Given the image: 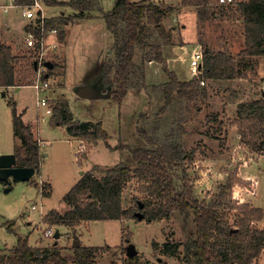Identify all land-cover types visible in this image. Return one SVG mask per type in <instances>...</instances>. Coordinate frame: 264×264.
<instances>
[{"label": "rangeland", "instance_id": "1", "mask_svg": "<svg viewBox=\"0 0 264 264\" xmlns=\"http://www.w3.org/2000/svg\"><path fill=\"white\" fill-rule=\"evenodd\" d=\"M160 1L172 4L175 8L179 6L177 4L179 0ZM6 2L9 1L0 0L2 21L6 19L4 16L10 15L13 11V9L2 11V5ZM98 2L101 8L107 11L112 7L114 0H98ZM69 7L66 10L71 12ZM59 9L61 8L56 6L55 11L59 13ZM184 9L194 12L195 15L192 12L183 15L187 12ZM184 9L180 12L173 10L163 19L164 27L172 33L171 44H184V47L172 50V56L178 58L179 55L182 56L184 70H181V77L184 75L189 78L192 75L190 58L194 51L192 47L197 43L198 48L202 50L205 48L212 52L221 50L236 56L237 68L243 73L241 77L223 78L218 81L204 80L200 83L203 88L198 96L191 99L176 96L174 103L167 107L164 113L158 112L164 104L162 95L151 88L147 90L130 88L121 104L116 103L111 97H80L76 95V88L82 82L92 83L95 90L105 89L104 93L109 90L111 85L108 83L111 76L104 75L105 57L100 66L99 60L101 55L107 54L108 50L102 51V49L106 47L108 39H112L111 34L105 32L103 18H80L69 30L70 41L66 46V52L63 51V45L67 42L59 41V33L58 38L55 35V37L47 36V43H57V49L48 50L46 55L52 64L56 63V67L50 72L51 69L45 68L46 72L50 73L49 89L40 94L49 95L48 102L52 107L58 99H66L76 120L100 121L103 130L109 136L108 142L111 147L119 142L130 147L141 146L144 142L137 134V125L148 128L159 120L161 133L171 128L177 133V126L184 127L183 133L180 131V137L186 151L192 153V157L183 162V168L188 174L194 196L199 200L211 199L219 191L220 183L231 174H235L243 183L233 186L232 198L238 203L245 202L240 192H236L238 188L244 193L243 196L253 194L256 190V194L250 197L253 207L264 208V150L254 152L241 143V135L234 122L238 119V106L254 99H264V55L246 57L239 55L244 48V37L242 21L237 13L234 14V7H226L217 16L208 15L206 18L199 17L195 6ZM44 10L49 14V9L44 8ZM66 17L74 19L75 16ZM27 30L24 27V31L21 30L22 34L20 30L19 32L11 30L7 36L18 39L19 47L15 48L17 53L15 87L0 88V154L13 152L19 145L14 141L11 106L8 105V101L15 102L18 113L25 112L24 120L34 121L39 116L37 105L39 94L32 87L37 76L33 64L35 53L25 45ZM136 51L135 59L139 62L141 49L137 48ZM242 59H246V65ZM151 70L149 71L151 78L159 80L156 82L162 83L167 80L162 66L158 75H153ZM2 93L5 95L3 96ZM50 117L45 116L44 120L38 122L39 138L45 141L40 150L39 170L32 172L25 181H17L12 177L7 181L0 179V250L11 247L18 237L28 236L30 245L44 248L57 241L59 245L64 244L66 253L71 254L73 236L79 238L80 235L81 243L100 248L97 252V264H110V262L131 264L127 256L129 245L134 246L136 250L134 253L138 258L136 264H163V262L192 264L182 261V244L187 238V228H184L182 217L177 213L168 219L150 222L145 218L137 217L86 221L75 231L62 224L50 227L49 224L41 223L43 216L49 210L62 212L67 209L63 196L83 172L91 170L95 165L112 167L128 157L126 150L111 151L103 140L91 145L86 139L70 138L65 126L51 124ZM32 125L33 136L38 140L37 126L35 128V125ZM41 140H38L39 145ZM246 176L251 178H245ZM138 185L136 178H133L122 190V206H133L134 214L140 211L134 203L135 199L139 202H153L156 199L139 191ZM32 205L35 206L34 209ZM223 213H226L229 223L232 224L236 210L225 209ZM252 227L264 228V217L253 222ZM46 229L53 231L52 236L44 234ZM57 231L58 240L53 237ZM178 242L181 244L178 245L179 248L176 245ZM174 245L177 248L175 255L168 256L167 251L170 246L175 247ZM258 262L257 264H264V251L258 257ZM254 263L256 261L252 264Z\"/></svg>", "mask_w": 264, "mask_h": 264}, {"label": "trees", "instance_id": "2", "mask_svg": "<svg viewBox=\"0 0 264 264\" xmlns=\"http://www.w3.org/2000/svg\"><path fill=\"white\" fill-rule=\"evenodd\" d=\"M17 4H33V0H15ZM48 5H68L77 9L79 17L84 11L98 10L104 18L106 29L112 33L113 42L110 56L104 61V75L111 76V99L121 104L130 88L157 90L164 104L160 113L171 106L175 97L191 99L199 95L200 79H234L243 73L238 70L236 56L218 50H203L201 72L188 80H179L170 70L163 57L162 46L171 44V30H166L163 19L179 6H195L199 17L215 16L226 7H234L242 21L244 48L241 56L264 55V0H241L234 5H217L216 0H180L175 8L172 4L152 1L114 0L112 7L104 11L98 0H46ZM220 12V13H221ZM73 17L59 16L46 18L45 26L57 28L60 37L64 36V26ZM28 29L30 27H27ZM157 33V35H156ZM154 38V39H153ZM157 38V39H156ZM141 49L140 60L136 62V50ZM161 64L167 80L157 84H146L145 67L147 61ZM243 60V59H242ZM244 64L246 61H243ZM33 63V62H32ZM246 65V64H245ZM56 63L50 68L52 71ZM50 76V73H48ZM15 56L10 46L0 42V87L16 83ZM45 77V76H44ZM11 106V123L15 144V157L18 166H31L39 170L41 152L38 140L33 136L29 123L22 121L14 101ZM238 133L241 143L252 151L264 150V99H254L237 107ZM49 122L64 125L70 136L86 139L95 145L103 140L110 149L123 152L127 156L112 167L95 165L81 174L78 181L63 196L68 209L59 212L49 210L42 219L43 223L65 225L73 231L81 221L115 220L136 217L134 207L122 206V190L133 178L138 181V190L154 196L155 201L142 202L135 199V205L144 214L147 222L168 219L177 213L182 217L187 238L183 242L182 261L192 264H252L257 262L264 249V228H254L252 223L264 217V209L253 207L246 202L232 198V188L243 183L231 174L219 185V191L209 200L194 196L188 174L183 162L191 159L192 153L186 151L177 126L161 133V123L157 120L148 128L137 125L136 130L143 140L141 146L130 147L122 142L113 147L109 145L108 134L100 121L76 120L66 99H58L53 105ZM85 140V141H86ZM225 209L236 210L235 220L229 223ZM181 246L180 242L176 243ZM175 247L169 248L167 255H175ZM99 247H72V253L65 252L57 241L45 246H32L28 236L18 237L15 244L0 250V264H97ZM137 256L128 257L129 263L136 264ZM163 262V261H162ZM110 264H120L110 262ZM166 264V262H163Z\"/></svg>", "mask_w": 264, "mask_h": 264}, {"label": "crops", "instance_id": "3", "mask_svg": "<svg viewBox=\"0 0 264 264\" xmlns=\"http://www.w3.org/2000/svg\"><path fill=\"white\" fill-rule=\"evenodd\" d=\"M9 2H6V3H4L2 6V11L4 12L5 10H11V9H13V11L11 12V14L10 15H7V16H4V17H6V19L4 20V21H2V20H0V42L1 43H5L6 45H8V46H10V48H11V52L13 53V55L16 57L17 56V53L15 52V48H17V47H19V41H18V39H15V38H12V37H10V38H7V36L9 35L8 33L9 32H11V30H15V31H18L19 32V30H20V32H21V30H22V32L24 31V27H30L29 29H31V23H33V21L34 20H31V19H29V18H27L26 16H24V9H25V7L26 6H30V5H28V4H25V3H23V2H20V4H17L16 2H15V0H8ZM34 1H39V10H40V13L42 14V16H44L45 18H53V17H56V16H69V15H72V16H75L74 17V19L72 20V21H70L69 23H67L65 26H64V36L61 38L60 36H59V41L61 42H67V44H64L63 45V51L64 52H66L65 50H66V46H68L69 45V41H70V33H69V30H70V28H72L75 24H77V20H79L80 18H82V19H87V18H92V17H101V18H103L102 17V15H100V12L98 11V10H92V11H84V12H82L83 13V16H76L78 13H79V11L77 10V9H71V7H69L70 8V11L71 12H69V11H67L66 9H67V7L68 6H59V5H48V4H46V0H42L43 2H41V0H33V3H34ZM59 1H69V0H59ZM138 1H145V0H138ZM158 1V2H157ZM152 2H155V3H163L162 1H160V0H152ZM166 3V2H165ZM180 3V0H179V2L177 3V4H179ZM42 4H44V6L42 5ZM169 4V3H168ZM176 4V5H177ZM32 5V4H31ZM56 6L57 7H59V8H61V9H59V13H57L56 11H55V8H56ZM187 7H190V6H183V8L180 6L179 7V10H175V12H180V10L181 11H184V10H186L187 12H185V13H183V15H186L188 12H192V11H189L188 9H184V8H187ZM1 8V7H0ZM44 8H46V9H49V14H46L47 13V11H45L44 10ZM110 9V8H109ZM184 9V10H183ZM46 12V13H45ZM65 13H67V15L65 14ZM193 14H194V12H192ZM18 15V16H17ZM195 15V14H194ZM21 20L22 21V24H21V21H19L18 22V20ZM104 19V18H103ZM3 28V29H2ZM105 28H106V26H105ZM2 29V30H1ZM28 29V28H27ZM109 32L107 29L105 30V32ZM22 32H21V34H22ZM107 32H106V34H107ZM110 34H111V36H112V33L111 32H109ZM75 32H74V37H75ZM14 37V36H13ZM18 41V42H17ZM61 42V43H62ZM112 42H113V36H112V39L111 40H109L108 39V41H107V45H106V47L104 48V49H102V51L103 50H108V52H107V54H103V55H101L100 56V60H99V66L100 65H102V61H103V58L105 57V59L107 58V56L110 54V47H111V45H112ZM182 47H184V44H182L181 43V45H178V44H164V46H162V49H163V57H164V59L166 60V63H167V65L169 66V69H171V70H173V71H175V73H176V75H177V77L179 78V80H188V79H190L192 76H193V74L191 75V77H185L184 75L181 77V70L183 69L184 70V66H183V61H182V56L181 55H179V57L180 58H178V57H174V56H172L173 55V49H175V48H182ZM193 48V50H195V49H199L198 48V43L194 46V47H192ZM231 55H233V54H231ZM172 56V57H171ZM234 56V55H233ZM17 58V57H16ZM243 61H246V59H243ZM247 62V61H246ZM104 63V62H103ZM145 82H146V84H147V82L149 83V84H156V83H159V82H156V81H159V80H153L152 78H151V76H150V74H149V71L151 70V68H156V69H152L151 70V72H152V74L154 75V74H156V75H158L159 74V72H160V68H161V66H160V64L158 63V62H156V61H154V60H150V61H147L146 63H145ZM244 71V70H243ZM192 73V72H191ZM182 74H183V72H182ZM151 79V80H150ZM206 80V79H205ZM216 81H218V80H220V78H218V79H215ZM214 80V81H215ZM204 81V80H203ZM82 84H86V85H88V86H90V87H92L93 88V90L95 89L94 88V86H93V84L92 83H88V82H82ZM80 85V84H79ZM6 87H11V88H14L15 87V85H12V86H6ZM77 87H78V85H77ZM1 88V87H0ZM102 88V87H101ZM104 88V87H103ZM48 90V89H47ZM2 95L4 96L5 95V93H2ZM76 95H77V93H76ZM48 97H49V95H48ZM98 97V96H97ZM99 97H105V96H101V95H99ZM110 97V96H109ZM38 113H39V116H38V118H36V120H34V121H31V120H24L23 119V116H24V114H25V112L24 111H22V112H19V114L21 115V119H22V121H24V122H26V123H28V121H30L32 124H34L35 125V128H36V126H37V128H36V134H37V136H38V138H39V123L38 122H41L42 120H44V118H45V116L46 115H44L43 117L41 116L42 115V112H40V108L38 107ZM31 123H29L30 125H32ZM37 125H36V124ZM33 126V125H32ZM34 127V126H33ZM231 127H234V126H231ZM35 128H34V130L33 131H35ZM33 129V128H32ZM12 131H13V129H12ZM69 135V134H68ZM69 137L70 138H80V137H74V136H70L69 135ZM38 140H41V138H39ZM82 140V139H81ZM40 150H41V148H42V145L45 143V141L42 139L41 141H40ZM13 153H14V151H13ZM15 154V153H14ZM81 177V176H80ZM247 177H250V176H246L245 178H247ZM251 178V177H250ZM237 193L238 192H240V195H241V197H244L245 198V202H248L251 206H254L253 205V203H252V201H251V199H250V197H252V196H254L255 194H256V190L254 191V193L253 194H245V196H243L244 195V193L242 192V190L241 189H239L238 188V191H236ZM243 198V199H244ZM32 207V209H34L35 208V206L34 205H32L31 206ZM257 207V206H256ZM261 208V207H260ZM67 209H68V206H67ZM262 209H264V208H262ZM51 210H54V209H51ZM66 210V209H65ZM64 211V210H63ZM49 212V211H48ZM60 212V211H59ZM263 219V218H262ZM261 219V220H262ZM88 222V221H87ZM43 225L44 224H46V223H43V222H41ZM82 223H86V221H81V222H79V224L78 225H76L74 228H75V230L76 229H78V227H79V225H81ZM53 226H56V225H53ZM59 226H61V225H59ZM65 226V225H64ZM50 227H52V225L50 226ZM67 227V226H66ZM67 228H69V227H67ZM261 228H263V227H261ZM58 232V231H57ZM59 233V232H58ZM80 239H81V236L79 235V242H80V244L81 245H84V246H90V245H85V244H83V242L81 243V241H80ZM58 240V239H57ZM53 244V243H52ZM51 245V244H50ZM100 245V244H99ZM33 246V245H32ZM36 246V245H35ZM46 246H48V245H46ZM60 246H63V247H65L64 246V244H62V245H60ZM71 246H72V244H71ZM73 247V246H72ZM92 247H97V246H92ZM263 251H264V249H263ZM262 251V252H263ZM261 252V253H262ZM260 256V255H259ZM257 263H259L258 262V260H257V262L256 263H254V264H257Z\"/></svg>", "mask_w": 264, "mask_h": 264}, {"label": "built area", "instance_id": "4", "mask_svg": "<svg viewBox=\"0 0 264 264\" xmlns=\"http://www.w3.org/2000/svg\"><path fill=\"white\" fill-rule=\"evenodd\" d=\"M241 0H216L217 5H234ZM39 1H34V3L30 6H26L24 9V16L27 18L34 20L31 23V29H28L25 32V42L26 47L33 50L34 54V69L37 73L35 77L32 87H34L35 91L39 94L37 99V105L41 109L42 108V117L44 115L51 116L53 113V107L48 102V96L46 94L41 95L40 93L49 89V81H48V73L45 69L46 66L44 64L45 61L48 60L46 57L48 50H56L57 43H47V36L57 37V28L52 26H45V17L42 16L39 10ZM39 12V15H38ZM218 13L216 12L215 16ZM55 35V36H54ZM49 36V37H50ZM58 38V37H57ZM55 39V38H54ZM203 57V50L199 47V49H195L192 52L190 58V67L193 76L200 75L201 72V61ZM47 75V76H46ZM45 76V77H44ZM203 79H200L199 83H203ZM46 236L53 234V231L46 229L45 233Z\"/></svg>", "mask_w": 264, "mask_h": 264}, {"label": "water", "instance_id": "5", "mask_svg": "<svg viewBox=\"0 0 264 264\" xmlns=\"http://www.w3.org/2000/svg\"><path fill=\"white\" fill-rule=\"evenodd\" d=\"M47 69H50L52 67V62L47 60L44 62ZM47 76V75H46ZM105 90V89H104ZM103 89H97L93 90L92 87L86 85V84H80L76 88V93L78 96L83 98H94L99 95L109 97L111 95V90L109 89L106 93H104ZM34 168L31 166H18L17 165V159L15 157V154L13 152H9L6 154H0V179L7 181L10 177H12L14 180L17 181H25L30 177V174L34 172ZM142 202H139V207H142ZM135 215L138 219L144 218V214L141 211L135 212ZM53 237L55 239L59 238V233L56 232ZM73 247H79L80 242L79 238L74 235L73 236ZM136 252L134 246L129 245L127 248V256L131 257Z\"/></svg>", "mask_w": 264, "mask_h": 264}]
</instances>
